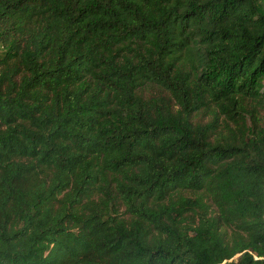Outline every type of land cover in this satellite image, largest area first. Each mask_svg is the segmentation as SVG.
Segmentation results:
<instances>
[{"label":"trees","instance_id":"obj_1","mask_svg":"<svg viewBox=\"0 0 264 264\" xmlns=\"http://www.w3.org/2000/svg\"><path fill=\"white\" fill-rule=\"evenodd\" d=\"M264 0H0V264H264Z\"/></svg>","mask_w":264,"mask_h":264},{"label":"rangeland","instance_id":"obj_2","mask_svg":"<svg viewBox=\"0 0 264 264\" xmlns=\"http://www.w3.org/2000/svg\"><path fill=\"white\" fill-rule=\"evenodd\" d=\"M263 118H264V115H263Z\"/></svg>","mask_w":264,"mask_h":264}]
</instances>
